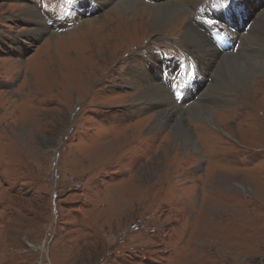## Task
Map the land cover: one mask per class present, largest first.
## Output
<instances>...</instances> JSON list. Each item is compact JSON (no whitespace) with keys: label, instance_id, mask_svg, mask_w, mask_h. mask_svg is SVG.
Returning <instances> with one entry per match:
<instances>
[{"label":"rangeland","instance_id":"rangeland-1","mask_svg":"<svg viewBox=\"0 0 264 264\" xmlns=\"http://www.w3.org/2000/svg\"><path fill=\"white\" fill-rule=\"evenodd\" d=\"M120 1L0 0V264H264V7L227 36L255 70L237 88L199 55L217 0H177L154 31L168 0ZM189 21L204 44L185 41ZM148 52L191 77L158 81ZM135 68L163 98L140 99Z\"/></svg>","mask_w":264,"mask_h":264},{"label":"bare ground","instance_id":"bare-ground-1","mask_svg":"<svg viewBox=\"0 0 264 264\" xmlns=\"http://www.w3.org/2000/svg\"><path fill=\"white\" fill-rule=\"evenodd\" d=\"M196 1L197 0H190L189 2L196 3ZM249 1L250 0H217V1L213 2L212 4L206 5V9L207 8L209 9L208 19L210 20V22L212 24H215V23L219 24L218 21H220V20L225 21V17L230 18L229 15H231V18H232L231 21L232 22H229L228 24H226V25H228L227 26L228 27L227 32L229 34L227 36L230 37V35H231V37L234 41V44L236 43L235 45H237V43L239 44L240 37L243 35V33H245L247 31V29L243 28V26H240V24H244V27L248 26L247 24H249L250 22L252 23L254 14L256 13L255 11H257L259 9L261 10V8L264 7V0H253L252 4H250ZM246 2H247V4L249 2L250 6L248 5V8L245 9V6L247 5ZM135 3L136 2H134V0H121L116 5V7H118V9L128 10V9H131V7H133V4H135ZM187 4L192 6L193 10H197L200 7H202L204 3L202 0H200V2L195 5V7L191 3L187 2ZM80 8L81 7H79L77 5L75 11H77L79 13L81 11ZM240 8L247 10V11L244 12L243 14H241L242 11L239 10ZM153 9L154 10H153V14L151 17V23H152L151 29L154 31V29L156 30V28L158 26L166 24V21L168 18H170L174 15L176 16L177 14L181 13L182 11H184L186 9V7H184V5H181L177 0H168L167 2L160 3V4L156 5ZM234 11H235V13H234ZM35 13L36 12H34L33 10L28 9L27 11L24 12L23 16L34 18L35 15H33V14H35ZM225 14L227 16H225ZM262 14H264V12ZM246 16H249L247 21L245 20ZM36 18H37V16H36ZM224 21H223V23H224ZM37 22H39L38 18H37ZM42 23H43V21L41 19V24ZM188 24H189L188 29L194 28L195 32L201 33L202 35L198 36L195 32H192L190 30L191 31L190 33L188 31V33H186L184 35L185 41L186 42L188 41V43L190 42L192 45H200V40L203 41V38L206 39V37L204 36V34L202 32L199 31L198 28H196L194 25H192L190 21L188 22ZM37 31L38 32L40 31L39 28L37 29ZM206 41H207L206 43L203 41V44L205 43L206 47L207 46H210V47L206 49V52H205L206 54L202 53L203 52L202 51L199 55L204 59L205 55H207V54L210 55L213 52V57L218 60V63H217L219 65L218 71L222 72L224 75L229 77L230 80H232L235 87H237V88L243 87L245 85L246 81L248 80L249 75H251L250 73H253V71H255V70H253V68L250 67V68H252V70L250 72L249 71L250 68H247L245 65H243L239 61L237 62L236 59L233 56H231V54H224L225 51L227 50V48L232 49V47H234L235 45L232 47H228V46L217 47V46H214L211 41H209L207 39H206ZM209 49L212 51H210ZM193 51L194 50H192L191 53H193ZM139 56L141 57V59L145 60V62H140L139 64H149L150 67L152 68L155 79H157L158 81H162L161 79H164V78L167 79L169 71L171 72V75L175 78L184 79L188 76L182 72V70L180 69V66L177 64L178 62H177V60H175V58H171V57L169 58V57H166L165 55H161V56L152 55L149 52L146 54H142V55L139 54ZM210 56H212V55H210ZM263 64L261 63V64H259L258 67H255V68L263 69V67H264ZM200 65H201V62H200ZM200 65H198V67L196 68V74L195 73L192 74V75H194V79L196 78L199 81V83L203 80V78H201L200 76L205 75V70L204 69L201 70ZM146 67L147 66H144L143 69H145ZM208 68H209V66H208ZM132 72H135V73L138 72L139 76L141 77V80L144 81V83H145L144 89L139 94L140 99H144V98L145 99H155L158 97L163 98V96H164L163 91L159 90V88H157L155 86L152 78L150 79V82L152 81V83H148L143 78V75L141 74L139 69H137V71H136V68H135ZM156 73H159L161 78H159V75H157ZM136 75H137V73H136ZM131 83H133V82L131 81ZM193 85L199 88V84L197 85L194 81H193ZM191 97L193 98L194 95H192ZM172 99L175 100L173 97H172ZM168 105H170V104H168ZM171 105H172V103H171ZM193 108H194V111L197 113V115H199L204 121L205 120L212 121V118H213L212 114L213 113H211V111H205L206 107H202L200 105H197V106H193ZM170 109H173V108H170ZM190 109H192V107ZM172 111H174V110H172ZM174 112H175L174 115L176 117H178V118L181 117L179 111H174ZM170 115H172L171 112H167V111L163 110L159 114V119L166 118L167 116H170Z\"/></svg>","mask_w":264,"mask_h":264},{"label":"snow or ice","instance_id":"snow-or-ice-1","mask_svg":"<svg viewBox=\"0 0 264 264\" xmlns=\"http://www.w3.org/2000/svg\"><path fill=\"white\" fill-rule=\"evenodd\" d=\"M42 39H43V36H42V35L39 36V37L37 38V43L40 42V40H42Z\"/></svg>","mask_w":264,"mask_h":264}]
</instances>
